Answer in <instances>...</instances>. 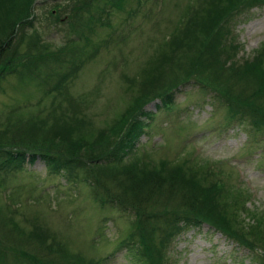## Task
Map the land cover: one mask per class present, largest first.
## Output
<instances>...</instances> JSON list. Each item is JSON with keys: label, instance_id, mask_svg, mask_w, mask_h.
Here are the masks:
<instances>
[{"label": "trees", "instance_id": "obj_1", "mask_svg": "<svg viewBox=\"0 0 264 264\" xmlns=\"http://www.w3.org/2000/svg\"><path fill=\"white\" fill-rule=\"evenodd\" d=\"M69 1L68 12L56 13L60 5L50 11L55 22L67 23L69 34L52 49L34 30L33 0H0V82L6 74H14L19 82L36 80V87L47 85L53 77L49 67L53 60L62 67L70 63L73 73L93 43L90 33L108 25L113 11L122 10L126 2ZM145 1L136 0V7L127 12L140 11ZM255 5H264V0L187 4L136 73L131 77L120 73L129 101L99 129L86 128L89 117L77 105L57 103L59 113L56 107L26 112L20 106L7 113V120L0 123V173L40 158L49 172L61 171L67 181L85 182L98 207L115 208L133 219L114 252L96 260L84 259L79 253L69 254L56 241H47V225L37 217L29 219L30 226L21 235L6 225L3 218L16 206L5 194L0 206V264H105L116 250H123L135 264H171L170 243L184 228L201 223L249 251L261 249L255 264H264V214L246 207L249 195L233 179L223 181L217 167L194 160L198 155L192 152L191 157L176 155L158 161L144 152L131 160L129 155L135 149L133 140L143 132L144 123L138 117L152 114L144 105L157 100V106L169 108L173 94L185 83L197 84L217 100L228 123H241L247 116L253 127H264L263 47L250 60L239 61L234 58L237 42L230 28L234 10ZM36 50L41 55L30 57ZM72 73L68 69L64 79ZM56 85L55 81L50 89L64 95L65 90Z\"/></svg>", "mask_w": 264, "mask_h": 264}, {"label": "rangeland", "instance_id": "obj_2", "mask_svg": "<svg viewBox=\"0 0 264 264\" xmlns=\"http://www.w3.org/2000/svg\"><path fill=\"white\" fill-rule=\"evenodd\" d=\"M193 1L146 0L140 11L130 15L127 11L136 7V0H126L122 10L113 11L108 25L95 27L90 33L93 43L87 46L82 66L73 73L70 63L62 67L53 60L48 64L53 77L41 87L35 86L36 80L19 82L14 74H6L0 82V123L19 106L26 112L36 108L48 112L56 107L59 113L57 103H61L79 106L89 117L86 128L90 131L108 124L129 101L130 93L120 73L128 77L135 74ZM32 5L36 34L41 42L57 49L69 37L67 23L55 22L50 11L60 5L56 13L68 12L70 1L33 0ZM230 28L237 42L234 58L250 60L262 47L264 53V5L234 10ZM37 55H41L40 50L30 57ZM68 69L72 74L64 79ZM55 81L56 87L65 90L64 95L50 89ZM172 102L169 108L157 106V100L144 105V110L152 114L138 117L144 123L143 132L133 140L135 149L129 153L130 160L142 152L157 161L198 155L194 160L213 164L223 173V181L233 179L249 195L246 207L256 208L254 214H264V127H253L247 116L241 123H228L220 103L194 83L180 87ZM63 174L49 172L40 158L25 162L21 169L0 173V206L5 194L16 206L3 218L6 225L21 235L28 230L29 219L37 217L47 225L46 240L63 245L69 254L96 260L114 252L117 242L128 235L133 216L108 206L98 207L85 182L67 181ZM115 252L105 264H135L123 250ZM260 252L258 248L249 251L201 223L180 231L170 243L168 257L171 264H255Z\"/></svg>", "mask_w": 264, "mask_h": 264}]
</instances>
